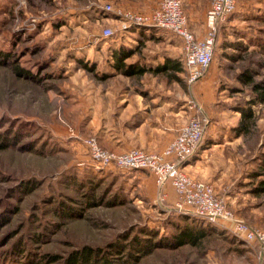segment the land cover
<instances>
[{
    "label": "rangeland",
    "instance_id": "rangeland-1",
    "mask_svg": "<svg viewBox=\"0 0 264 264\" xmlns=\"http://www.w3.org/2000/svg\"><path fill=\"white\" fill-rule=\"evenodd\" d=\"M155 1L159 7L160 0ZM107 4L122 7L110 0H0V51L12 55L10 62L0 64V137L22 135L16 147L0 149V214L19 206L10 222L0 226V264L9 258L8 249H20L17 242L33 249L22 264H33L44 254L65 257L84 246L109 253L114 264H126V251L122 256L116 250L130 247L132 241L133 247L146 246L136 242V236L147 237L141 233L146 228L156 232L152 240L171 242L177 224L213 231L197 246L157 247L138 264H256L255 244L224 225L183 219L174 201L160 200L158 191L149 195L137 179L144 170L102 168L90 159L84 140L93 136L85 132L93 97L116 81L106 80L110 50L107 43L102 45L124 33L120 17L108 11ZM237 10L220 34L225 47L216 46L209 70L218 106L226 112L227 127L215 129L234 136L241 118L238 106L255 98L238 75L253 68L255 80L264 82V0H238ZM107 14L114 17L109 22L103 19ZM107 27L115 29L112 37H104ZM239 41L241 49L230 46ZM18 67L25 76L17 73ZM252 108L258 117L257 136H237L240 145L227 147L229 171L241 173V178L225 184L221 196L242 189V200L258 212L256 218L253 213L251 220H243L264 229V195L253 193L258 179L250 177L264 151V103ZM207 121L208 131V116ZM24 181L33 187L21 186ZM62 209L65 215L59 213Z\"/></svg>",
    "mask_w": 264,
    "mask_h": 264
},
{
    "label": "crops",
    "instance_id": "crops-1",
    "mask_svg": "<svg viewBox=\"0 0 264 264\" xmlns=\"http://www.w3.org/2000/svg\"><path fill=\"white\" fill-rule=\"evenodd\" d=\"M110 1L138 13H148L157 7L155 0ZM182 2L190 29L198 37H203L207 28V10L212 0ZM111 18L114 17L108 14L103 17L108 22ZM228 24L220 28L217 45L224 43H221L220 34L228 28ZM106 43L110 50L108 58L111 59L106 80L116 81L93 97L91 116L86 124L89 132L85 131L86 134L96 136L102 146L117 152L132 148L161 151L195 114L191 107V102L195 101L202 106L201 116L210 118V124L200 146L184 163L185 171L197 180L212 183L218 195L236 179L232 180L233 177L241 178V173L238 175L229 171L230 158L227 155V147L235 143L240 145L241 139L233 133H220L215 129L222 127L224 130L227 124L224 120L226 112L220 110L216 100L217 90L213 87L211 76L214 73L209 71L198 82L188 84L182 40L155 26L133 25L112 41L103 42L102 47ZM224 47L223 44L221 49ZM118 60L120 66H117ZM166 65H177L179 68L164 69ZM234 126H229V131ZM137 179L149 195L153 196L157 191L158 195L165 192L168 201L176 199L171 185L160 191L154 177L147 171L138 174ZM242 191H234L225 197L242 219L251 220L249 215L253 213L256 218V208L252 207L250 211L249 204L241 198Z\"/></svg>",
    "mask_w": 264,
    "mask_h": 264
},
{
    "label": "built area",
    "instance_id": "built-area-1",
    "mask_svg": "<svg viewBox=\"0 0 264 264\" xmlns=\"http://www.w3.org/2000/svg\"><path fill=\"white\" fill-rule=\"evenodd\" d=\"M237 4L238 0H212L207 10L206 32L201 38L190 29L182 0H160L159 7L148 13L113 8L112 4H107L106 9L120 17L119 30L122 32L133 25L155 26L179 37L185 53L187 82L193 85L212 67L220 26L236 11ZM114 34L115 29H104V37L109 38ZM191 107L195 114L161 151L132 148L117 152L102 146L95 136L86 138L84 146L90 159L98 167L147 171L154 177L160 191L171 185L176 193L173 205L178 212L230 228L238 238L258 247L256 264H264V229L245 222L230 207L226 198L216 193L212 183L197 180L184 169V163L200 146L208 122L207 118L201 116V105L192 101ZM159 197L162 201L166 200V193L160 192Z\"/></svg>",
    "mask_w": 264,
    "mask_h": 264
},
{
    "label": "trees",
    "instance_id": "trees-1",
    "mask_svg": "<svg viewBox=\"0 0 264 264\" xmlns=\"http://www.w3.org/2000/svg\"><path fill=\"white\" fill-rule=\"evenodd\" d=\"M238 8V4H237ZM236 11L230 16L229 20L225 23H230L231 17L237 12ZM262 20L264 19V15L260 17ZM259 18V19H260ZM221 24V28H224V24ZM243 42H236L234 45H230L235 48H240ZM241 49V48H240ZM264 51V49L262 50ZM231 56H234L233 54ZM15 57V56H14ZM12 59L11 54H4L0 51V64L10 62ZM120 60V59H119ZM117 62V66L119 65V61ZM178 69L179 67L177 65L174 66H168L166 65L164 69ZM17 73L21 76H25V72L23 68H16ZM255 70L253 68L245 69L242 71L241 74L238 75L239 80L243 85L249 86L253 90V93L255 95V98L251 99L248 102H245L243 104H240L238 106V111L241 112V118L238 122V124L233 128V131L236 133L237 136L243 137L246 139L247 137L251 138L252 136H257L258 131V117L253 110V105L256 103H264V82L256 81L255 80ZM28 75V74H27ZM29 77V76H28ZM22 135L19 137H15L14 139L8 140L4 136L0 137V149H7L10 147H13L21 143ZM54 147V146H52ZM51 153H54L55 148L49 149ZM49 151V152H50ZM250 177L254 179H258V183L253 187V193L258 196L264 195V151L261 152L259 157V163L258 166L255 168L252 174H250ZM29 181V180H28ZM28 181H24L21 183V186L25 184H28ZM33 181V180H32ZM99 183L95 185L96 189L99 188ZM89 185V183L87 184ZM29 187H33V185H29ZM85 188V185L83 186ZM95 187L92 190H95ZM89 193V192H88ZM11 196V195H10ZM89 204H93L95 202H91L90 200ZM90 204V205H91ZM19 210V206L14 205V209H11L9 207L8 212L10 214H7L6 212H3L0 214V226H5L7 223L10 222V217ZM62 212H59L61 215H65L66 210L62 209ZM181 217L186 220H194L192 216L181 213ZM195 221V220H194ZM196 222V221H195ZM194 222V223H195ZM178 231L174 234L172 241H168L165 239L160 240H152V236L156 235V232L150 229L142 230L141 233L143 235H147V237H138L136 236V242L138 240H141L143 242H147V245L144 247H139V244L137 246L133 247V244L135 245V242H131L130 247L122 248L119 253H122V256H124V263L129 264V259L131 261L130 264H138L142 257L152 253L157 247H161L162 245H167V247L171 249H178L180 247H183L185 245H193L197 246L199 245L203 239H205L208 235L211 234L213 231L212 228H207V226H197V224H183L179 225L177 224ZM204 225V224H203ZM151 235V236H150ZM18 248L12 247L11 249H8L7 252H9V258L6 261L2 260V263L5 264H22L27 255H29L30 252H33V249L31 247L24 244V242H17L16 243ZM123 251H126L125 254ZM137 251V252H136ZM2 252V251H0ZM12 252V253H11ZM33 264H114V261L109 258V253H106L104 251H99V249L92 247V246H84L80 248L79 250H74L73 252L69 253L67 256H62L61 254H44L40 256V260H36Z\"/></svg>",
    "mask_w": 264,
    "mask_h": 264
}]
</instances>
